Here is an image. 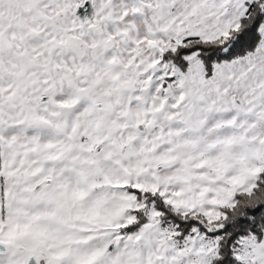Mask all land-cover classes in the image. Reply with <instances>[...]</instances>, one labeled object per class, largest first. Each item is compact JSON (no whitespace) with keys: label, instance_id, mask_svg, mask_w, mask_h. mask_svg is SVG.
<instances>
[{"label":"snow or ice","instance_id":"1","mask_svg":"<svg viewBox=\"0 0 264 264\" xmlns=\"http://www.w3.org/2000/svg\"><path fill=\"white\" fill-rule=\"evenodd\" d=\"M0 264H264V0H0Z\"/></svg>","mask_w":264,"mask_h":264}]
</instances>
